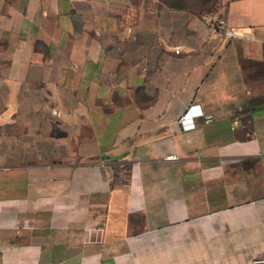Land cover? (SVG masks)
I'll list each match as a JSON object with an SVG mask.
<instances>
[{"label":"crops","instance_id":"1","mask_svg":"<svg viewBox=\"0 0 264 264\" xmlns=\"http://www.w3.org/2000/svg\"><path fill=\"white\" fill-rule=\"evenodd\" d=\"M260 258L264 0H0V264Z\"/></svg>","mask_w":264,"mask_h":264},{"label":"built area","instance_id":"2","mask_svg":"<svg viewBox=\"0 0 264 264\" xmlns=\"http://www.w3.org/2000/svg\"><path fill=\"white\" fill-rule=\"evenodd\" d=\"M216 23L218 25H220L219 22L216 21ZM220 34L224 37V38H231L233 36L232 32L230 30H221ZM176 52V51H175ZM50 113L52 115L55 114V110L54 109H50ZM200 114V110L199 108H197V106L195 105H191L187 108V112L178 116V118L176 119V123L182 127V125H184L185 122L187 121H191L192 117L194 116H198ZM174 155L173 154H169L166 156L167 159H174ZM254 263H261L264 264V258H260L257 260L253 261Z\"/></svg>","mask_w":264,"mask_h":264},{"label":"rangeland","instance_id":"3","mask_svg":"<svg viewBox=\"0 0 264 264\" xmlns=\"http://www.w3.org/2000/svg\"><path fill=\"white\" fill-rule=\"evenodd\" d=\"M215 0H189L192 8L196 11L200 10V12L210 11L214 8Z\"/></svg>","mask_w":264,"mask_h":264},{"label":"trees","instance_id":"4","mask_svg":"<svg viewBox=\"0 0 264 264\" xmlns=\"http://www.w3.org/2000/svg\"><path fill=\"white\" fill-rule=\"evenodd\" d=\"M164 1L168 6H173V7H188L190 3L189 0H164Z\"/></svg>","mask_w":264,"mask_h":264}]
</instances>
